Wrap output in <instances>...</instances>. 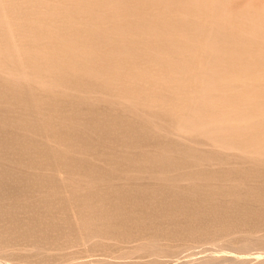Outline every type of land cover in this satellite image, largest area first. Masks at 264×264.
<instances>
[{"label": "bare ground", "instance_id": "6f19581e", "mask_svg": "<svg viewBox=\"0 0 264 264\" xmlns=\"http://www.w3.org/2000/svg\"><path fill=\"white\" fill-rule=\"evenodd\" d=\"M182 1L0 0L1 263L26 247L37 264H47L89 241L156 246L187 237L203 244L238 229L253 240L264 229V174H218L210 157L184 154L112 108L154 124L170 116L176 126L167 137L178 134L190 110L198 144L264 156V75L252 65L256 71L246 76L251 65L246 56L248 64H238L232 50L211 55L206 33L193 46L191 30H212L213 20H205L223 14L213 16L218 9L212 14L203 4L185 10L176 5ZM190 12L196 27L183 24ZM234 22L229 40L217 43L239 41L246 55L257 34ZM36 87L111 107L51 99ZM6 247L16 250L1 252Z\"/></svg>", "mask_w": 264, "mask_h": 264}, {"label": "rangeland", "instance_id": "374dc122", "mask_svg": "<svg viewBox=\"0 0 264 264\" xmlns=\"http://www.w3.org/2000/svg\"><path fill=\"white\" fill-rule=\"evenodd\" d=\"M198 2H200V3H198ZM207 3L210 5L209 6L206 5ZM201 4H203L202 6L204 7V9L208 10V8L210 7V9H209L210 11L209 10L208 11L210 13L212 12V14H213V12L216 11V9H218V11H220V12H218V11L215 12L216 14L215 15L213 14V16H217L218 13L223 14V15L219 16L221 20L223 18V21L218 19V16H217V18L212 17V19L209 18L208 20H205L206 22L208 21L209 23L213 20L212 23H210V24H211V26H214L212 30L210 29V28H212V27H210V25L207 26L208 29L206 31V29L204 30L200 27H196V23L193 24L194 20H196L197 18H195L194 15L190 12L192 14V15H190L191 17H187V19L183 18V21H185V22H183V24H186L185 26L188 25L187 26L188 28H190L191 24L196 27L194 29V31H193V29L191 30L192 35H190V36H192V38L193 37L195 38V39L194 38L192 39L190 37L193 40V41L190 40V42H192L193 46L198 45L197 40H196L197 37L199 38L200 35L206 33L205 35H207L208 40H207V42H205L206 43L205 47H207L206 48L207 50H210V49H208L209 48L208 46L211 47L212 52H210L211 50L209 51L211 55H214V54H216V55L221 54L222 55L223 52L228 51V50H232L234 56H237L236 58H238V59H236L238 64L239 63L242 64V62H244L246 65L248 63L251 65L250 69L244 70L246 76L252 74V69L254 68V67H252V65H254L255 67L258 66L259 68H257V67L256 68L262 72L261 73L262 75H264V60H263L264 59V0H219V1L215 0V2H214V0H205V2H204V0H183L180 4L177 3L176 5L177 6L182 5L183 8H185V10H190V11L196 10L197 11V8L201 7L200 9H203ZM170 6L171 5H168L165 8L168 9V7H170ZM211 7L213 10L211 9ZM220 7H222V9ZM232 9L233 10L236 9V10L233 11ZM244 9H245V11H244ZM207 10H203L202 12L207 11ZM225 10L228 11V13ZM246 10L248 11L247 13H246ZM229 11L235 12V13L237 11V13L240 12L241 14L238 13V15H235L236 17L234 15L230 16L231 13ZM221 12H223V13H221ZM225 12H226V14H225ZM226 17L227 18L229 17L228 19L233 21V22H234V20L238 21L239 24L240 23L243 24L242 21H244L245 22L244 25L247 28L248 27L253 28V30L255 32L254 34L255 35L257 34L256 35L257 37H255L256 39H254L253 41H248L249 45L246 47V50H244V52H246V55L244 53L242 55L240 54L239 49H241L242 47L244 49L245 46L242 43H240L239 41L237 43H234V45L232 44L233 46L232 45L227 46V43L225 45H223L224 41L229 40L228 39V38H230L229 28L230 29L232 28L231 25H229V20ZM237 17H239V18H237ZM236 19H238V20H236ZM180 20H181V18H180ZM199 20L200 19H198L197 23L199 26H201V22H203V21H199ZM191 21H193V22L191 24H189ZM247 21H248V23L246 24ZM194 26H191V27H194ZM187 27H185V28L188 29ZM199 28L203 33L201 31H199ZM220 29H221V31H220ZM208 30H211V31H209L210 35L207 34ZM227 30H228V32H227ZM187 32H190V31H187ZM197 32L199 33V35ZM194 34H195V36H194ZM254 34L252 31V33L250 34L251 35L250 38H254V36H255ZM226 35L228 37H226ZM208 36H210V37H208ZM239 36H241V35L238 34V37ZM219 39L221 41H223V43L221 42V45L219 43H217L219 41ZM216 45H218L219 47L218 46L216 47ZM229 46L232 49H230ZM239 46H240V48H239ZM221 48H223V49H221ZM243 49H241V50H243ZM250 51L257 52L259 56L248 54ZM244 56H246L245 60L248 63H246L245 60L243 61V58H245ZM239 58H241V59H239ZM247 58H250V60ZM240 60H242V61H240ZM252 62H253V64H252ZM244 63L242 65L246 66ZM242 65H240V66H242ZM256 68H254L253 72L256 71ZM245 80L247 81V79H244V81ZM35 91H38V93H41V94H43L46 97L51 98V99L60 98L67 103H72V104L79 103L82 106L88 107V108H93V109L99 108V109H101V107H104V108L111 107V106L106 105L105 103L103 104L102 101H98V100H89L88 101V100L83 99V98L78 99V98H74V97H70L68 95H65L63 92H62L63 93L62 95H58L59 94L58 92H61V91H58L56 88L36 87ZM65 99H67V100H65ZM112 108H114L116 110V112L124 114L131 122H134L136 124L143 125V126L149 128V130H151V132L155 135V138H157L158 140H160L162 142L164 141V143L166 142L167 144L173 145L174 147L178 146V147L182 148L184 150V152H183L184 154H187L189 156L190 155L193 156L195 154L200 155V153H202L207 158L210 157V159L214 163V165H212V168L214 169L215 172H218V174L224 172L225 170H234L236 172H241V173L242 172H251V173L256 172L259 174H264V162L262 160V159H264V156L263 157L262 156L252 157L250 155L242 154L238 150H235V149L225 151V150L220 149L219 146L198 144L197 143L198 140L199 139L203 140V139H201L198 136L197 132H198L199 128H197L195 125H192L190 123V110H188L187 115H185L184 118H182V121L178 124L180 127V128H178L179 130L177 131L178 134L173 135L171 137H167L164 134L165 131L171 126H176L175 124H172V123H174V121H169V120H172L170 116L166 117V120L161 119V120L156 121L154 124L151 121H149L148 118H146L145 116L141 115L142 116L141 117L140 114L137 115L138 113H136L134 111L130 112V110H128L124 107L115 106ZM144 118H146V119H144ZM157 122H159V123H157ZM181 123H183V124H181ZM189 124H191V126ZM154 125H155V127H154ZM162 125H163V127H162ZM149 126H151V127H149ZM159 130H161V131H159ZM206 132H208V130ZM246 160H247V162H246ZM182 178L186 179V180H182L183 183L189 182L188 179L190 177L188 178V176H186V177H182ZM238 181L239 180L231 181L230 185L238 186L237 184L240 183ZM246 234H248V235H246ZM256 234H255L256 238L251 240L253 237H249L248 232H246L242 229H238V230H235L233 233L231 232L230 234H226L225 236L221 237L216 242H208V243H203V244L192 242L189 240L190 238H187V237H185V239H178V238L175 239V238L171 237L170 239H167L166 241L165 240L161 241V245H156V246L151 244V243H148L147 241H144V240L130 241V242H126V243H118L119 247H118V245L115 246V244H117V242H115L113 240H105L107 243H105L103 245H96V246L93 244V241H89L86 243L85 247H84V244H85L84 243V244H80L81 246L80 245H77L78 247L73 246V247L68 248V249L63 251L66 253V252H71V251L76 250V252L68 253L67 255L60 257V258L48 257L47 259H44V261H46L47 264H50V263L51 264H200V263L201 264H264V244H263L264 243V240H263L264 239V229L258 231ZM256 241L259 242V245H257ZM230 243L233 245H231ZM113 244H114V246H113ZM247 244H251L252 246L247 245ZM205 245H208V246L205 247ZM148 246H150V247H148ZM232 246H234V247H232ZM240 247H242V248H240ZM85 248L88 249L87 250L88 252L85 250ZM128 248H129V250H128ZM153 248L155 250H153ZM225 248L226 249L231 248V251H229L228 249L225 250ZM236 248H240V249H242V251L240 249L238 250ZM244 248L247 249L246 251H248V253L246 251H243ZM27 249H29V250H27ZM12 250L15 251L16 249H13L12 247H6L1 252L9 253ZM34 252H35V250H33L32 248L26 247L25 249H21V251H19L18 256L9 255L8 257H12L13 260L7 261V263L5 261V263L9 264V262H11V264H37L35 262L36 258L32 256L34 254ZM52 252H54V251H52ZM4 259L5 258H3L2 256L0 257V264H3L1 262H4Z\"/></svg>", "mask_w": 264, "mask_h": 264}]
</instances>
